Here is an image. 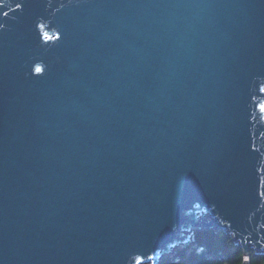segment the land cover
<instances>
[{"label":"water","instance_id":"95a60500","mask_svg":"<svg viewBox=\"0 0 264 264\" xmlns=\"http://www.w3.org/2000/svg\"><path fill=\"white\" fill-rule=\"evenodd\" d=\"M197 230L264 253V0H0V264Z\"/></svg>","mask_w":264,"mask_h":264},{"label":"trees","instance_id":"16d2710c","mask_svg":"<svg viewBox=\"0 0 264 264\" xmlns=\"http://www.w3.org/2000/svg\"><path fill=\"white\" fill-rule=\"evenodd\" d=\"M189 244L161 257L159 264H264V253L250 248L244 254L226 231L197 230Z\"/></svg>","mask_w":264,"mask_h":264},{"label":"snow or ice","instance_id":"6c2138e0","mask_svg":"<svg viewBox=\"0 0 264 264\" xmlns=\"http://www.w3.org/2000/svg\"><path fill=\"white\" fill-rule=\"evenodd\" d=\"M46 38H47V34H45Z\"/></svg>","mask_w":264,"mask_h":264},{"label":"bare ground","instance_id":"6f19581e","mask_svg":"<svg viewBox=\"0 0 264 264\" xmlns=\"http://www.w3.org/2000/svg\"><path fill=\"white\" fill-rule=\"evenodd\" d=\"M191 241H192V240H191ZM191 241H189V243H190ZM189 243H188V244H189Z\"/></svg>","mask_w":264,"mask_h":264}]
</instances>
